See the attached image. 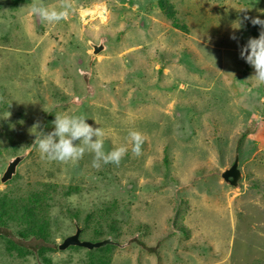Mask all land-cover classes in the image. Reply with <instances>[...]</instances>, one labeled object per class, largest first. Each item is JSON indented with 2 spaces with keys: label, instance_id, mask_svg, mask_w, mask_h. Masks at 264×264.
I'll use <instances>...</instances> for the list:
<instances>
[{
  "label": "rangeland",
  "instance_id": "374dc122",
  "mask_svg": "<svg viewBox=\"0 0 264 264\" xmlns=\"http://www.w3.org/2000/svg\"><path fill=\"white\" fill-rule=\"evenodd\" d=\"M40 2L0 0V114L11 113L0 120V214L12 233L0 264H264V83L240 58L261 29L231 26L264 19V0H43L68 7L52 23L29 14ZM65 112L126 155L97 169L93 153L55 162L29 150L32 126L50 132ZM236 157L233 187L222 175ZM41 227L52 248L22 247L38 245ZM77 229L111 243L60 250Z\"/></svg>",
  "mask_w": 264,
  "mask_h": 264
},
{
  "label": "clouds",
  "instance_id": "9594fccd",
  "mask_svg": "<svg viewBox=\"0 0 264 264\" xmlns=\"http://www.w3.org/2000/svg\"><path fill=\"white\" fill-rule=\"evenodd\" d=\"M30 15L38 16L42 21L49 23L58 22L68 16V7L57 11L55 8L45 6L43 0L40 3H31L27 6ZM264 15V12H261ZM250 21L253 26H259L261 31L258 38H250L246 45L240 50V58L245 60L253 69L254 75L249 80L264 83V19L259 16L253 18L249 16L237 19L232 23V28L236 31L245 26V22ZM237 39L235 35L231 37ZM11 113L0 114V120H7ZM85 115L57 113L53 122V130L46 132L42 130L40 122L35 123L30 129V134L35 137L29 150L39 151L47 160L55 162H70L81 159L86 152L93 153L94 159L92 167L100 168L102 163H116L128 152L127 146L114 148L105 151L104 136L105 130L102 127H94L87 123ZM132 152L140 154L142 135L137 131L129 132Z\"/></svg>",
  "mask_w": 264,
  "mask_h": 264
},
{
  "label": "water",
  "instance_id": "95a60500",
  "mask_svg": "<svg viewBox=\"0 0 264 264\" xmlns=\"http://www.w3.org/2000/svg\"><path fill=\"white\" fill-rule=\"evenodd\" d=\"M100 51H101L100 48H96L95 53H98ZM20 160H21L20 158H17L9 165L6 173L1 179L2 182L5 183L12 178L13 174L15 173L16 166L19 164ZM222 177L226 183H228L233 187H237L238 182L242 177L241 171L239 170V157H236L233 166L230 169L226 170L223 173ZM80 235H81V229H77L75 235L66 238L63 244L59 246L60 250H66L70 247H80L92 251L95 249L103 248L107 246L109 243H111L110 240H104L99 242L83 241L81 240Z\"/></svg>",
  "mask_w": 264,
  "mask_h": 264
},
{
  "label": "trees",
  "instance_id": "16d2710c",
  "mask_svg": "<svg viewBox=\"0 0 264 264\" xmlns=\"http://www.w3.org/2000/svg\"><path fill=\"white\" fill-rule=\"evenodd\" d=\"M38 198V197H35ZM4 215L0 214V236L3 237H7V238H11L12 233L7 229V228H1V226L3 225H7V223L9 222L8 219H6V217H3ZM22 223V222H21ZM27 230V233L25 234V231ZM25 231L20 232V235L23 236L24 238H27L30 230L29 229H25ZM33 234L35 235L36 232H33ZM38 237L40 238V242L38 243V245H26V242H20L22 247L25 248H29L31 251H36L38 252V254H43L44 252L48 251L50 248H52L50 246V244L48 243V239H47V231L45 227H41L38 229L37 231ZM10 243L12 244V248L17 249L18 243H14V241H10ZM141 245L144 246V244L140 243ZM19 247V246H18ZM19 251H21V247L18 248ZM76 249V248H73ZM151 253H157L156 249H150L149 250Z\"/></svg>",
  "mask_w": 264,
  "mask_h": 264
}]
</instances>
